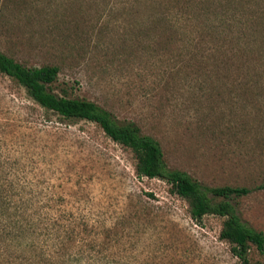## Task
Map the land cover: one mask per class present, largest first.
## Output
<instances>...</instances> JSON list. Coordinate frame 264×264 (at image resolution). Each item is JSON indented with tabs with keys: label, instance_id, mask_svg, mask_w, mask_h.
Returning a JSON list of instances; mask_svg holds the SVG:
<instances>
[{
	"label": "rangeland",
	"instance_id": "1",
	"mask_svg": "<svg viewBox=\"0 0 264 264\" xmlns=\"http://www.w3.org/2000/svg\"><path fill=\"white\" fill-rule=\"evenodd\" d=\"M148 5L0 0V52L28 68L58 67L55 94L135 122L168 168L208 187L263 184L264 8L241 18L236 44L227 31L186 43L151 30ZM237 202L264 233V190ZM222 221L192 220L186 202L164 181L138 177L130 150L95 123L44 110L0 73V264H240L219 238ZM249 259L262 261L254 247Z\"/></svg>",
	"mask_w": 264,
	"mask_h": 264
},
{
	"label": "trees",
	"instance_id": "2",
	"mask_svg": "<svg viewBox=\"0 0 264 264\" xmlns=\"http://www.w3.org/2000/svg\"><path fill=\"white\" fill-rule=\"evenodd\" d=\"M165 1L172 4L166 7L161 5L163 2L157 0H145V3L149 4L147 13H150L147 20L151 30H159L158 34L171 42L193 43L198 40L200 43L206 37L210 42H219L230 33L231 42L236 44L243 28L241 18L245 17L244 20L248 22L250 16L258 14V6L260 10L264 8V0ZM187 4L194 7L193 15L185 9ZM175 6L181 7L182 11H177L180 15L176 14L172 19L167 13L174 11ZM208 15H212L214 19H210ZM243 25L246 26L244 21ZM204 49L222 51L221 44L215 48ZM0 73L21 86L29 98L44 110L51 111L65 120L95 123L113 142L130 150L138 177L162 180L169 186L171 194L183 199L192 220L199 222L207 215L222 218L219 238L229 244L230 253L240 264H252L249 259L251 247L262 257V261L253 264H264V233L255 230L241 219L237 202L254 191L264 190V183L253 188L230 185L208 187L184 171L168 168L159 141L142 134L135 122H120L94 102L55 94L50 86L56 81L59 73L56 66L28 68L0 52Z\"/></svg>",
	"mask_w": 264,
	"mask_h": 264
}]
</instances>
